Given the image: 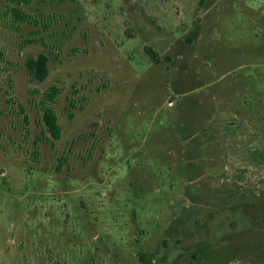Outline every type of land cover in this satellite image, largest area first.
I'll return each instance as SVG.
<instances>
[{"label": "rangeland", "instance_id": "1", "mask_svg": "<svg viewBox=\"0 0 264 264\" xmlns=\"http://www.w3.org/2000/svg\"><path fill=\"white\" fill-rule=\"evenodd\" d=\"M0 264H264V0H0Z\"/></svg>", "mask_w": 264, "mask_h": 264}, {"label": "trees", "instance_id": "2", "mask_svg": "<svg viewBox=\"0 0 264 264\" xmlns=\"http://www.w3.org/2000/svg\"><path fill=\"white\" fill-rule=\"evenodd\" d=\"M13 1L17 3L19 1L22 3H28L30 0ZM27 70L34 79L39 81L45 80L49 75V58L43 54L39 57L30 56L27 60ZM57 93L58 91L54 89V91L48 96L49 101H53L55 96H57ZM57 120L56 112L51 107H46L44 110V121L48 131L54 139H58L61 135V128Z\"/></svg>", "mask_w": 264, "mask_h": 264}, {"label": "water", "instance_id": "3", "mask_svg": "<svg viewBox=\"0 0 264 264\" xmlns=\"http://www.w3.org/2000/svg\"><path fill=\"white\" fill-rule=\"evenodd\" d=\"M2 172H3V170H2Z\"/></svg>", "mask_w": 264, "mask_h": 264}]
</instances>
